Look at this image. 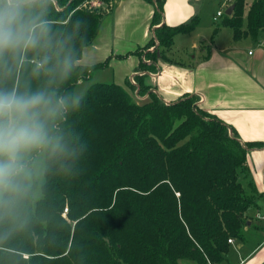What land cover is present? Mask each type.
I'll list each match as a JSON object with an SVG mask.
<instances>
[{
	"label": "trees",
	"instance_id": "obj_1",
	"mask_svg": "<svg viewBox=\"0 0 264 264\" xmlns=\"http://www.w3.org/2000/svg\"><path fill=\"white\" fill-rule=\"evenodd\" d=\"M85 1L48 3L52 64L68 54L73 60L70 76L59 81L62 91L107 65L80 62L101 24ZM144 1L155 3L158 24L163 0ZM231 5L216 30L229 28L235 41L264 36V0ZM197 23L194 16L162 24L135 50L136 74L87 87L83 110L69 120L86 150L68 168L50 166L34 204L31 197L16 216L0 218V264H230L228 239L242 244L244 228L256 227L248 212L264 194L254 189L246 156L264 144L241 142L194 94L165 102L148 78L157 60L169 61L175 35ZM43 54L29 52L12 78L0 70V86L47 84L51 72L34 74Z\"/></svg>",
	"mask_w": 264,
	"mask_h": 264
},
{
	"label": "crops",
	"instance_id": "obj_2",
	"mask_svg": "<svg viewBox=\"0 0 264 264\" xmlns=\"http://www.w3.org/2000/svg\"><path fill=\"white\" fill-rule=\"evenodd\" d=\"M205 1L163 0L161 17L158 24L154 25H152L153 12L156 8L154 2L110 1L107 16L114 13L116 17L113 24L107 17L108 24L113 26L110 30L115 35L121 36V40L133 42V47L124 50L120 55L114 54L112 45L107 46V65L110 58L115 62L122 60L120 62L126 63L122 80L119 79L117 83L122 84L126 76L131 78L139 71L137 70L139 58L135 50L137 48L142 50L141 47L153 38L156 28L162 24L176 26L189 21L194 16H197L199 20L203 14ZM218 2L220 3V0H211L213 6ZM217 12L220 11L217 10L214 15L213 12L209 14L212 20L215 16L222 18L221 12L219 15ZM222 28L227 27L218 28L216 32L221 31ZM194 29L196 30L197 26ZM135 32L137 36H131ZM190 32L195 33L194 30ZM192 33L175 35L173 44L166 53L169 61L157 60L155 62V72L148 74L155 92L165 102H173L186 93L194 94L199 98L198 105L231 128L241 142L264 144V36L257 37L254 41L246 37L235 41L230 36L232 45L227 44L225 47L216 45L213 36H211V41L206 42L210 37L208 36L203 38L206 43L197 44L196 42L201 40L199 36L198 40L191 41L192 46L197 47L196 54L188 55L187 53L186 57H174L172 54L176 55L173 49L175 42L177 43L176 39L185 34L189 35L188 37L197 38L191 36ZM126 35L128 39H125ZM132 42H130L131 46ZM252 44L256 45V48L252 47ZM152 49L153 47H150L146 51ZM86 51L84 48L80 62L86 65L98 63L94 61L87 63ZM146 51H142L140 60L144 59ZM140 72L145 73V71ZM246 167L258 196L263 195L264 145L248 151ZM248 216L254 217L253 222L256 227L250 226L249 223L248 227L244 228L245 234L249 232V228H253L263 236L254 243H247L245 240L242 244L236 245L234 241L231 249L238 259L234 264H264V220L258 218L264 216V198L258 199L255 207L248 212Z\"/></svg>",
	"mask_w": 264,
	"mask_h": 264
},
{
	"label": "clouds",
	"instance_id": "obj_3",
	"mask_svg": "<svg viewBox=\"0 0 264 264\" xmlns=\"http://www.w3.org/2000/svg\"><path fill=\"white\" fill-rule=\"evenodd\" d=\"M49 0H0V70L3 79L27 54L41 51L35 75L52 73L42 87L0 86V218L14 217L34 195L53 164L63 168L83 155L86 145L70 124L88 97L87 88L62 91L72 71L70 54L52 64ZM52 65V67H49Z\"/></svg>",
	"mask_w": 264,
	"mask_h": 264
},
{
	"label": "rangeland",
	"instance_id": "obj_4",
	"mask_svg": "<svg viewBox=\"0 0 264 264\" xmlns=\"http://www.w3.org/2000/svg\"><path fill=\"white\" fill-rule=\"evenodd\" d=\"M108 1L110 3V1L112 0H108ZM245 1H246V4L249 5L252 0H245ZM231 2L232 0H220V3L218 2L215 4V6H213L211 3V0H206L204 2V6L202 9L203 14L201 18L198 20L199 22L196 25L197 29L196 30L193 29L195 33L189 32L190 34L192 33L191 36H196L197 38L188 37L190 35L189 33H188L189 35L185 34L182 37L177 38L176 39L177 43L175 42V46L173 47L176 55L174 53L172 55L174 57H181V56L186 57L187 53L188 55L196 54L198 52L197 47L194 48L192 46L193 42L191 41L198 40L199 36H201V40L197 41L196 42L197 44L209 42L211 41V36H213V39L216 45L218 46L225 47L227 44L232 45V43H230V36H232V32L229 28L220 29L221 31L215 32L216 35L213 33L216 30L217 26L220 24L221 16H215L214 20H212L211 16H209L211 12H213V15H214L217 10L223 13L225 9L228 8V6H230ZM84 4L89 7H92V10L96 12L97 14H99V16L101 17V22H100L101 24L99 25L98 33L95 36V38L92 40V42L89 44V45L91 44L92 45L91 46L88 45L86 47L87 51L85 53V56L87 57L86 58L87 63H91L92 61L106 62L107 61V46L112 45L111 47L113 49L114 54L116 53L119 55L124 50L131 49L133 47V42L131 40L123 41L120 39L121 36L115 35L110 30V28L112 29L113 26H110L108 24L109 23L108 19L113 24L116 17L114 13L111 16H107V10H109L107 0H90V1H85ZM109 30H110V33H109ZM131 36L136 37L137 33L135 32ZM208 36L210 37L207 38L206 42H204L203 38L204 37L206 38ZM125 39H128L127 35L125 36ZM130 42H132V46L130 45L131 44ZM251 46L256 48V45L252 44ZM118 62H115L112 58H110L108 65L101 67V68L94 69L92 71L91 76L87 78L86 80L79 81L77 85L74 87L73 91L85 89L89 84L93 82H115L117 83L119 79L122 80V75H124L123 72H124V67L126 63L124 61L120 63ZM43 180L37 185L35 189L34 195L32 196L33 198L32 204H34V202L38 198L41 197L40 185L43 182ZM258 218L261 220H264V216L261 218L260 217ZM256 231L257 230L253 228H249V232H247L246 234L244 232V236H245L247 243H254L263 236L262 234ZM233 242L234 241H232L231 239H228V243L230 245ZM237 244H239V242L236 241V245ZM227 260L230 264H234L238 260L236 253L231 248L229 249V253L227 254ZM222 264H227V263L223 262Z\"/></svg>",
	"mask_w": 264,
	"mask_h": 264
},
{
	"label": "water",
	"instance_id": "obj_5",
	"mask_svg": "<svg viewBox=\"0 0 264 264\" xmlns=\"http://www.w3.org/2000/svg\"><path fill=\"white\" fill-rule=\"evenodd\" d=\"M232 8H233V5L228 6V8H226V10H225V13L230 14Z\"/></svg>",
	"mask_w": 264,
	"mask_h": 264
},
{
	"label": "built area",
	"instance_id": "obj_6",
	"mask_svg": "<svg viewBox=\"0 0 264 264\" xmlns=\"http://www.w3.org/2000/svg\"><path fill=\"white\" fill-rule=\"evenodd\" d=\"M220 14V12H217V15H219ZM64 211H66V210H64Z\"/></svg>",
	"mask_w": 264,
	"mask_h": 264
}]
</instances>
